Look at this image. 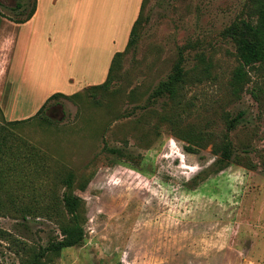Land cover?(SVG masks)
Segmentation results:
<instances>
[{
	"label": "rangeland",
	"instance_id": "rangeland-1",
	"mask_svg": "<svg viewBox=\"0 0 264 264\" xmlns=\"http://www.w3.org/2000/svg\"><path fill=\"white\" fill-rule=\"evenodd\" d=\"M30 2L0 0L1 19L25 18ZM72 6L56 19L52 49L14 64L0 99V264H29L62 238L68 173L85 240L55 264H264V64L235 96L239 59L226 35L253 15V0ZM179 63L189 74L180 97L157 96ZM63 69L67 82H57ZM56 93L66 97L49 100ZM227 135L229 158L215 152Z\"/></svg>",
	"mask_w": 264,
	"mask_h": 264
},
{
	"label": "trees",
	"instance_id": "trees-1",
	"mask_svg": "<svg viewBox=\"0 0 264 264\" xmlns=\"http://www.w3.org/2000/svg\"><path fill=\"white\" fill-rule=\"evenodd\" d=\"M30 1L31 11L25 18L15 20V22L25 23L34 16L37 10V0ZM26 5L27 3L18 2L16 7L18 9H23ZM145 5L146 1L143 3L141 14L131 30L128 43L129 47L135 45L137 41L139 27L142 25L143 9ZM252 9L253 15L248 19H239L226 29V35L232 39L236 46L239 59V65L233 71L230 80L232 93L238 97L245 87L252 81L251 72L258 64H264V0H253ZM118 56H120V53L116 55L115 59ZM188 76L189 74L187 70H185L179 63L175 66L174 72L169 80L161 83L157 88L156 95L160 97H168L172 101H176L184 90ZM62 96L66 97V95L62 93H56L51 96L49 100ZM30 119L31 118L23 121H14V123L25 122ZM233 128H235L234 122H228V130L230 131ZM230 148L231 142L227 135L219 146H215V152L216 154L219 152L226 158H229ZM74 183V173H68L60 179L61 187L64 188L61 198L63 209L59 215L62 238L51 242L39 252L32 251V256L28 259L29 264H55L54 258L60 255L62 250L81 246L83 244L85 240L84 224L86 222L84 200L75 194Z\"/></svg>",
	"mask_w": 264,
	"mask_h": 264
},
{
	"label": "crops",
	"instance_id": "crops-1",
	"mask_svg": "<svg viewBox=\"0 0 264 264\" xmlns=\"http://www.w3.org/2000/svg\"><path fill=\"white\" fill-rule=\"evenodd\" d=\"M47 1L55 5L57 2L68 3V6L64 5L62 10L69 9V12L72 13L74 10H77L76 7H71L72 3L77 1L86 2L88 0H37V10L34 16L25 23H17L15 20L9 19L5 21V19L3 20L0 17V99L7 95L8 78L14 64L19 66L21 63L27 62L32 53L35 57H38L41 53L52 49V39L49 36L53 33L52 30L56 29L57 26L59 27L56 19L61 15V12L63 14V11L56 12L53 9H44V3H47ZM3 24L9 25L8 29L11 30L10 33L4 32ZM46 27L48 29L47 32ZM60 32H62V36L68 33L66 30H61ZM60 32L56 33L61 35ZM60 41L61 39H57L58 43ZM65 60L67 62V59ZM48 61L47 59L46 63ZM68 73L66 69H63V71H59L57 76L54 75V79L57 82H67ZM16 109L24 111L23 104L18 107L16 106Z\"/></svg>",
	"mask_w": 264,
	"mask_h": 264
}]
</instances>
